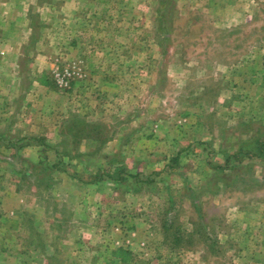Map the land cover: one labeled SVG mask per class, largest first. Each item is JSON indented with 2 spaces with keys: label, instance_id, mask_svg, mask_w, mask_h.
<instances>
[{
  "label": "rangeland",
  "instance_id": "374dc122",
  "mask_svg": "<svg viewBox=\"0 0 264 264\" xmlns=\"http://www.w3.org/2000/svg\"><path fill=\"white\" fill-rule=\"evenodd\" d=\"M0 17L26 90L0 87V264H251L264 155L234 153L264 140V0H0Z\"/></svg>",
  "mask_w": 264,
  "mask_h": 264
},
{
  "label": "crops",
  "instance_id": "0c3cea01",
  "mask_svg": "<svg viewBox=\"0 0 264 264\" xmlns=\"http://www.w3.org/2000/svg\"><path fill=\"white\" fill-rule=\"evenodd\" d=\"M13 20H14V17H0V54H1V56H0V81H1V79L3 80V82H1L2 86L0 84V87H6V84H5L6 80L9 82H12V86L17 87L16 89L13 90L14 92L4 93V95L7 96L6 99L9 98V96L11 94L16 93L15 95H19V94L26 92L25 88L22 87V79H21L22 74L20 73V69H19L20 68L19 67L20 66L19 65V58H20L22 53L19 52V49H18L19 47L17 48V46H14L13 44L9 43L10 42L9 39H6L7 37H10V31L15 30L14 25H13ZM6 21L7 22L12 21V23L8 28L5 29L4 25H5ZM26 36H28V31H27ZM32 64H34V63L29 62V67L32 66ZM32 71L33 70L30 69V74H28V79H29L28 85L29 86L37 83L36 79L34 77V73ZM40 86L44 87V84L43 85L40 84ZM0 94H3V93L0 92ZM27 100L28 99L26 98L25 101H27ZM21 116H23L22 112H17V114L15 115L16 118H20V121L22 119H26V118H22ZM44 118H45V116H44ZM41 120H42V118H40L39 115L34 116V117H28V120H27L28 125L27 126L30 128L29 130L30 131L32 130V132H34V133L39 132L38 130H35L34 128L43 127ZM53 127L56 128V126H53ZM44 128H46V126H44ZM42 130L44 131L45 129H42ZM44 133H46V132H44ZM45 144H48L49 147L54 146L53 144L48 143L47 140L45 141L44 145L43 144L41 145L39 143H35V144L33 143V144H28V145L30 147L34 148L35 150H40L42 148H47V145H45ZM242 209L244 211L246 210V213L243 212L244 214L242 215L243 216L242 221L245 222V223H242V226H243V228H248L249 230H251V227H247L246 225L248 224V216L253 214L255 209H253L250 206L248 207L247 205ZM257 210H258L257 213L260 215V218H261L262 217L261 216L262 215L261 214V208L258 207ZM10 213L13 215H16V216L18 214V212L16 210H12V211H10ZM244 220H246V221H244ZM253 224H255L254 228H253V229H255V231H257V229L264 230V220H262V218L260 219L259 222L258 221L253 222ZM248 226H250V225H248ZM130 238H131V235L129 234V236L126 237V239H130ZM225 238H226L225 236H224V238L221 236L220 242L222 244H223V242H226ZM240 241H241V243H240L241 245H249L247 247L253 248V249H250L248 251V253H246L247 254L246 260L250 261L251 264H264V238L253 239V237L249 238V236H245V237L243 236ZM126 251H127L126 249L123 251L122 247H116L113 249L112 255L115 257H117V256L119 257V253L126 254ZM249 256H253V258H250Z\"/></svg>",
  "mask_w": 264,
  "mask_h": 264
},
{
  "label": "trees",
  "instance_id": "16d2710c",
  "mask_svg": "<svg viewBox=\"0 0 264 264\" xmlns=\"http://www.w3.org/2000/svg\"><path fill=\"white\" fill-rule=\"evenodd\" d=\"M87 126H89V125H85L84 124V126L81 127V131L83 132L84 130H82V129L86 128ZM79 130L76 131V134H79V132H81ZM261 155H264V140L260 141L258 139H250L248 141H244L243 147L240 146L238 151H236L234 153V158H241V157H244V156H250V157L255 156L256 157V156H261ZM108 163H109V165L111 167V165H114L115 163H117V159L115 160L113 158H110L108 160ZM38 164L40 165V163H38ZM120 172H122L121 166L118 168V171L116 173L119 174ZM111 176L110 175L108 176L109 179H117L118 178L117 176H116V178L115 177L113 178V176L112 177ZM98 178L99 177H97V181L99 180ZM222 182H224L223 179H222Z\"/></svg>",
  "mask_w": 264,
  "mask_h": 264
},
{
  "label": "built area",
  "instance_id": "2783aa9c",
  "mask_svg": "<svg viewBox=\"0 0 264 264\" xmlns=\"http://www.w3.org/2000/svg\"><path fill=\"white\" fill-rule=\"evenodd\" d=\"M70 76H71V71L65 70L64 72L57 75L56 81L60 85H65L67 83L68 79H70Z\"/></svg>",
  "mask_w": 264,
  "mask_h": 264
}]
</instances>
